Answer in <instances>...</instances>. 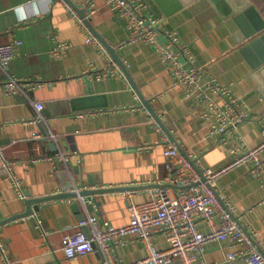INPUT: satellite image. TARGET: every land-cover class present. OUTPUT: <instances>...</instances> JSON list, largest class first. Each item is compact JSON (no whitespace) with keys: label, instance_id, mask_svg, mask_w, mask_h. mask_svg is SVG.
Instances as JSON below:
<instances>
[{"label":"crops","instance_id":"0c3cea01","mask_svg":"<svg viewBox=\"0 0 264 264\" xmlns=\"http://www.w3.org/2000/svg\"><path fill=\"white\" fill-rule=\"evenodd\" d=\"M72 1L86 14L95 9L89 17L92 26L116 47L141 92L188 155L218 169L243 150L230 134L227 141L212 134L214 118L202 116L205 102L187 97L184 86H174L153 46L128 42L130 32L118 10L106 0ZM136 1L162 20V28L178 33L198 65L206 67L219 83L231 85L232 93L244 100L251 118L238 130L249 147L258 145L264 122V70L255 67L260 46L253 45L260 35L256 32L258 19L231 14L226 0ZM252 2L264 18V0ZM71 10L75 9L65 0H0V45L13 39L22 41L8 72L29 82L25 92L0 91V215L4 219L26 209L12 174L33 196L60 192L68 180L64 170L69 179L72 174L87 188L151 186L99 192L86 197L87 204L82 203L79 209L76 199H50L30 216L1 224L0 237L16 264H103L98 251L68 258L62 250L65 237L79 229L82 215L100 216L114 226L129 223L130 202L154 199L169 173L163 146L141 147L161 140L164 134L169 138L167 132L157 129V120L110 53L105 55L97 45L86 42L87 31ZM60 41L69 48L58 57L53 49ZM108 67L117 68L120 74L97 76ZM5 77L0 68V80ZM34 101L44 104L43 118L25 122L38 116ZM218 101L224 102L220 97ZM52 132L56 140L50 138ZM59 151L81 154L72 158L70 171L64 163L62 170L51 159ZM218 192L235 204L242 224L264 250V187L260 180L247 165H239L219 177ZM200 229L208 232L209 227L203 223ZM157 245L169 246L164 235H158ZM206 248L208 261L218 262L233 250L227 241L218 240L209 241ZM117 249L124 262L147 255L139 241Z\"/></svg>","mask_w":264,"mask_h":264},{"label":"built area","instance_id":"2783aa9c","mask_svg":"<svg viewBox=\"0 0 264 264\" xmlns=\"http://www.w3.org/2000/svg\"><path fill=\"white\" fill-rule=\"evenodd\" d=\"M107 4L126 20L129 29L128 42L142 41L155 48L161 60L165 62L174 86H184L185 94L197 101H204L206 109L202 116L213 119L212 134L227 141L230 134L240 144L230 163L214 169L207 166L199 157L183 154L167 135L154 143H146L141 147L149 149L153 145L163 146L167 159L169 173L162 180L157 194L150 201H133L129 204L131 220L122 226H114L108 220L94 214H87L80 220L79 229L65 237L62 246L68 258L83 257L93 251L101 252L103 264H226L229 261L244 260L246 264H264V253L254 243L253 234L242 224L241 215L236 213L235 204L218 192L219 177L239 165H247L252 175L258 178L264 187V122L260 124L262 140L258 145L249 147L239 132V125L251 118L250 110L240 97L232 93L231 85L219 83L210 75L208 69L200 66L189 45L183 42L174 30L162 28L161 19L155 18L146 11V5L136 0H106ZM73 17L81 28L87 31L86 42L97 45L100 52L108 55V50L100 39L92 33L78 11L71 10ZM91 8L86 17L93 15ZM164 36V39H161ZM22 41H12L0 45V68L5 73V79L0 80V91L25 92L28 81L13 76L9 62L19 54ZM69 45L59 42L53 49L55 56L63 55ZM120 74L115 67H108L97 73L98 77ZM218 97L224 100L218 101ZM41 120L44 104L34 101ZM157 129H164L156 124ZM50 138L57 139L55 133ZM81 154L78 151H59L51 156L53 162L64 163L70 171L73 157ZM12 179L20 195L25 198V191L19 180L12 174ZM74 183L71 188L79 192L84 184L70 175ZM93 203V200L90 199ZM3 218L0 215V221ZM206 223L208 232L202 231L200 225ZM88 228V230L85 229ZM159 234L165 236L169 246L160 248L157 245ZM227 241L233 248L224 261H208L206 244L209 241ZM129 241L141 242L147 250V255L133 262H124L118 251V246ZM0 254L2 264H16L17 260L7 254L0 237Z\"/></svg>","mask_w":264,"mask_h":264},{"label":"water","instance_id":"95a60500","mask_svg":"<svg viewBox=\"0 0 264 264\" xmlns=\"http://www.w3.org/2000/svg\"><path fill=\"white\" fill-rule=\"evenodd\" d=\"M65 1L73 9L77 10L80 13V15L84 18L85 23L87 24L88 28H90L92 33L95 34L100 39L102 44L105 45V47L108 50V52L110 53L112 59L114 61H116L121 66L125 76L131 81L134 89L136 90L138 95H140L145 106L147 107L149 112H151L152 115L155 117L158 124L162 127V129L165 130V132H167L170 140L176 146L179 147L180 151L183 154L189 156L188 153L185 151V149H183V147L180 146V144L177 142V140L175 139L171 130L167 128V126L165 125L164 121L161 119L158 112L155 111V109L153 108V106L150 102V99L145 97V95H143V93L141 92L137 83L135 82L134 78H132L131 74L129 73L125 62L122 61V59L118 55V53L116 51V47L109 44L107 42V40L101 35V33L96 29V27L92 26L90 18L86 17V10L84 8H80L77 4L73 3L72 0H65ZM226 3L228 4V6L231 7V14H239L238 17L244 16V14L245 15H251V16H254L258 19L257 27L259 29L256 32L260 33V35L253 39V45L260 46L258 49L260 58L257 59L258 63L255 65V67L256 66L262 67V71H263L264 70V18L261 15V12L259 11L258 7L255 6V4L252 2V0H228V1L226 0ZM42 112H45V110H43ZM42 132H44V136H46V138H47L46 130L42 129ZM57 163H58V166L63 170V166L61 165V163L60 162H57ZM64 171H65V174H66V177L68 178V180L65 182V185L60 192H56L53 194H47L44 196H33V195H31L30 192H25L24 202L26 205V209L22 212L13 214V216H11V217H7V218L2 219L0 221V225L4 224V223H8L10 221H13L14 219H17V218L30 216L32 213H34V211H36L40 208V204L42 202H47V200H50V199H61L64 197L76 199L78 201L75 203V207L77 209H79L80 205L82 203H84L85 205L87 204V202L85 200L86 197H88L90 195H94V194H99V192H116L117 190L118 191H125V190L133 191V190L148 188L151 186V184L150 185L149 184L116 185V186H109V187L108 186L103 187L102 185H100L99 188L83 187V188H81V190L79 192H77V191H73L71 189L73 187L74 183L72 182L71 179H69L68 172L66 170H64ZM88 207L89 208L93 207V203L88 202ZM82 218H84L83 215L81 217V220H82ZM85 229L88 230L87 227H85ZM254 243L264 253L263 248L259 246V244L257 243L256 240H254ZM226 264H246V262L244 260L239 259V261H229Z\"/></svg>","mask_w":264,"mask_h":264}]
</instances>
